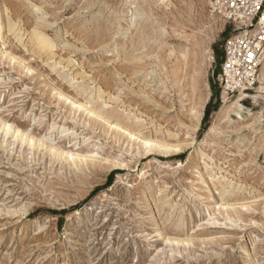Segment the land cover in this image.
<instances>
[{"label": "rangeland", "instance_id": "374dc122", "mask_svg": "<svg viewBox=\"0 0 264 264\" xmlns=\"http://www.w3.org/2000/svg\"><path fill=\"white\" fill-rule=\"evenodd\" d=\"M208 11L0 0V264H264V103L222 113Z\"/></svg>", "mask_w": 264, "mask_h": 264}, {"label": "built area", "instance_id": "2783aa9c", "mask_svg": "<svg viewBox=\"0 0 264 264\" xmlns=\"http://www.w3.org/2000/svg\"><path fill=\"white\" fill-rule=\"evenodd\" d=\"M211 7L234 32L224 47L218 83L229 94L252 93L264 60V0H213Z\"/></svg>", "mask_w": 264, "mask_h": 264}, {"label": "bare ground", "instance_id": "6f19581e", "mask_svg": "<svg viewBox=\"0 0 264 264\" xmlns=\"http://www.w3.org/2000/svg\"><path fill=\"white\" fill-rule=\"evenodd\" d=\"M208 1H209V9H210V11H208L209 18L211 20L222 22V28H223L225 23L228 24V19L225 18L224 16L218 14L214 10H212L211 6H212L213 0H207V5H208ZM11 29L12 28H10V32L13 31V30L11 31ZM34 38H36V42L35 43H36L37 47L39 45V46H42L41 50H43V51H46L47 49L49 50V45H50V43H48L50 41L49 38H46L45 36H42L40 34L35 35ZM33 41H35V40H33ZM52 44H54V43L52 42ZM142 48H145V47H142ZM142 48H140V50ZM134 49H135V46H134ZM186 49H187V47H186ZM134 52H135V50H134ZM41 53H43V52H41ZM190 53L191 52L188 51V49H187V51L183 50V51H179V53H178L177 49L175 47H173V46H170V50H168L167 58H165V60H167V62H169L171 64V68H175L174 73H172V75H171V77L174 79L173 82L175 84H178V83L182 82L181 81L182 77H180L181 70L179 68H177L178 63L180 61L179 58H178V56H179L178 54H181L182 56H184L185 59H187V56ZM207 58L209 59L210 62H213L214 57L211 54H209ZM135 59L139 62L140 65L145 66L146 63L144 61H145V59H149V57L146 56L145 58L144 57L140 58L138 56ZM160 64L162 65V67L164 69H166V70L168 69L167 68V64H165L164 61H162L161 59H160ZM168 67H170V66H168ZM260 70H261V72H260V75H259V84L257 85V87H254L253 92L252 93H246L244 91H240L238 93V95H237V97H238L237 100H235L234 102H229L228 95H230V94L225 88H223V91H224L223 92V104H222L221 111L224 114V116H225L226 113L232 112V113H234V115H236L237 118H239L240 120H243L245 115H250V111H248L245 108V106L243 104V101H245L247 99L252 100L253 103L256 106H258V107L260 106L261 103H264V60H263V63H262V68ZM207 100H208V96L202 95L200 97V107L202 108V110L204 109V106L207 103ZM263 112H264L263 108H260V113H263ZM200 115H201V112H200ZM136 120H137V118H136ZM69 156H71L72 158L74 157L73 155H69ZM207 186H208L207 184H203L202 189L205 190L207 188Z\"/></svg>", "mask_w": 264, "mask_h": 264}, {"label": "trees", "instance_id": "16d2710c", "mask_svg": "<svg viewBox=\"0 0 264 264\" xmlns=\"http://www.w3.org/2000/svg\"><path fill=\"white\" fill-rule=\"evenodd\" d=\"M209 116H210V105H208V108L206 110L204 121H206Z\"/></svg>", "mask_w": 264, "mask_h": 264}]
</instances>
